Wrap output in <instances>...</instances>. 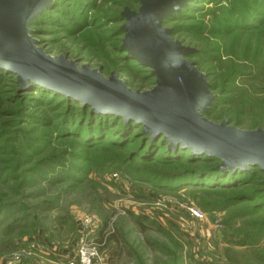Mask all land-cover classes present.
<instances>
[{
    "label": "rangeland",
    "instance_id": "374dc122",
    "mask_svg": "<svg viewBox=\"0 0 264 264\" xmlns=\"http://www.w3.org/2000/svg\"><path fill=\"white\" fill-rule=\"evenodd\" d=\"M137 1H57L43 24L30 28L38 30L32 37L50 57L66 56L79 67L99 69L105 78L116 73L131 90L149 91L155 81L151 69L118 54L123 35L117 34L124 24L119 16L125 9L136 12ZM200 3L162 26L175 31L174 41L208 54L187 59L209 75L213 95L222 101L208 119L257 130L252 125L264 126V114L242 110L239 101H249L246 88L236 94V84L226 80L232 71L247 75L264 69V27L247 32L230 22L237 14L246 21L255 5L251 0ZM12 79L16 75L9 72L0 81V264H12V256L23 255L31 244L55 253L43 258L31 253L21 264H61L75 251L81 217L98 228L92 239L104 264H264L263 181L257 169L248 168L254 175L232 191L202 185L169 191L175 183L215 175L201 163L165 166L160 150L153 161L131 160L125 140L120 148L100 144L115 137L116 132L108 133L112 127L104 126L101 140L92 142V120L69 110L85 106L36 83L31 84L39 91L16 88ZM251 94L264 101L261 87ZM195 209L205 215L202 221L192 216ZM141 217L144 231L134 222Z\"/></svg>",
    "mask_w": 264,
    "mask_h": 264
},
{
    "label": "water",
    "instance_id": "95a60500",
    "mask_svg": "<svg viewBox=\"0 0 264 264\" xmlns=\"http://www.w3.org/2000/svg\"><path fill=\"white\" fill-rule=\"evenodd\" d=\"M193 0H138L136 12L125 9L120 51L151 69L154 87L133 91L117 74L77 66L66 56L50 57L31 37L29 25L54 0H0V69L16 75L22 89L36 83L89 107L142 126L150 139L162 137L170 149L220 161L218 171L264 172V130H241L227 120L206 116L215 101L206 75L187 59L194 49L174 41L162 23Z\"/></svg>",
    "mask_w": 264,
    "mask_h": 264
},
{
    "label": "trees",
    "instance_id": "16d2710c",
    "mask_svg": "<svg viewBox=\"0 0 264 264\" xmlns=\"http://www.w3.org/2000/svg\"><path fill=\"white\" fill-rule=\"evenodd\" d=\"M57 1H59L58 3H61L60 0H54V2H53L54 5L52 4L49 9H47L38 18H36L34 21H32V23L29 25V29L31 27H36L38 24H43L45 19H47V17H46L47 13L53 10L52 8L55 6V3ZM200 1H207V0H195L194 2L191 1L188 3V5L185 8L181 9L179 14L174 13L171 17H169L168 19H165V20L167 21V20L175 18V17L183 16L184 13L189 12L190 9H195L193 7V5L196 7L199 4H201ZM251 1H253L255 8H252L250 16L247 18V20L245 19L246 21L242 22L240 20L241 17L238 18L239 15L237 14L236 15L237 17L235 16V18H234L235 20L230 21L232 24V27L243 25L242 27H244V28H242V29L247 31V32H254V31H257L258 29H260V28L262 29L264 27V0H251ZM137 4H138V1H137ZM138 6H139V4H138ZM87 7H88V4L84 7V10H86ZM90 8L92 9V7H90ZM80 19L83 20L81 15H80ZM118 20L122 21L124 19L121 18V15H120ZM165 20L163 21L162 25L164 24ZM250 23H252V24L250 25ZM253 26H256L255 29L252 28ZM36 33H38V30L36 28H34V31H32L31 37L33 35H35ZM117 35H122V34H121V32H119ZM175 35H176L175 31L171 30L170 37L173 38ZM180 43L182 45H184L182 42H180ZM118 54L120 56H123V58H125L127 61L130 60V58L126 55V53L118 50ZM207 55H208L207 53L197 51V54L194 55L193 57L188 58V60L192 59V58H197L199 56L205 57ZM210 60H212V59L210 58ZM192 63H194V62H192ZM194 64H195L196 68L199 70V68L197 67L198 65L196 63H194ZM199 71H201V70H199ZM206 74H204V75H206ZM8 75H9V72L0 69V81L2 79L6 78ZM12 75H14V74H12ZM206 77H207V81H208L209 86H210V91L213 94V92L216 90V87L211 84L212 82H210V80H209L210 77L208 74L206 75ZM226 80L229 84H234V83L236 84L237 87H236L235 92H234L236 94H238V92L241 91L242 89L246 88L244 93L249 94L248 95L249 101L248 100L244 101V102L241 100L239 101L240 95H238V97L236 99L237 102L239 101V104H240V107L242 108V110L244 109V111L249 112V114H251V115L256 114V115L261 116L262 113L264 114V101H262V100L258 101V100L253 99L254 96L251 94V92L254 93V92L258 91V89L260 87H261V90L264 92V69L255 70V72L247 74V75L239 73L238 71H232V74H230ZM243 80H247L246 81L247 83H245ZM11 82L14 83V86L16 88L20 87V85L17 83L16 80L12 79ZM28 84H30V85H27L26 88H28V89L33 88V90L39 91V89L33 87L34 85H32L31 82ZM246 84H250V85L247 87ZM224 92H225L224 93V95H225L229 91L225 90ZM230 92H232V91H230ZM22 96H26V98H30V97H27V95H22ZM53 96H55V95H53ZM47 101H49V99H47ZM220 102H222V101H220V98L218 96L215 99L213 105L211 107H209L208 113L206 116L207 118L212 117L213 112H215V110L217 109V106H218V104H220ZM233 103H235V102L231 101L232 105H233ZM59 104L60 103L57 102L55 104L56 106L55 105L54 106L61 108ZM73 107L74 108H69V110L72 113H74L75 116H76V114L84 115L85 117H83V119L87 117L88 119L92 120V124L90 125V129H88V132L90 134L92 142L97 143V142H99L98 139L101 140V138L103 136L100 137V133L104 129V126L112 127L113 129H108V133L116 132L117 134L114 135L115 137L110 139V140H112L111 142L105 140V141L100 142V144L107 143L108 145H114V146H117L118 148H120L122 145V141L125 140L124 142H127L126 146H129L128 150L129 151L133 150L131 152V160H134V161L135 160H141L142 162H147L144 158V156H147L150 158V161H153L155 153L160 150V151L165 152L162 156H160V158L163 159L162 163H167V164H165V166H170L172 164L181 165V163H188V164L201 163L203 165H207L206 167H203L202 170L210 173V175H215L214 177L207 178V179H205L203 181H199V182H197L195 179H187L183 182L175 183L173 185V187H166L167 190H169V191H176V192H177V190L180 191V189H179L180 187H198V188H200L199 186H201V185H202V188L209 186L210 188H215V189L220 188L222 190L232 191V189H235L236 187H240V185L242 183H243V185H245L249 181L250 177H252L254 175V173H252L251 170L249 171V169L244 170V171H239V169H238V171H236L234 173H230V171H218V170H216V167L220 164V161H218L214 158H207L205 156L191 155L190 152L187 150H181V149H178L176 151L169 150L167 148V143L162 141V137H159V138H156L153 140L150 139L149 137H147L146 133L142 132V126L136 125L133 121L124 122L121 118L116 117V116H104V115L100 116V115H97L94 113L92 114V113H90L91 109L89 107L80 108V107H78V105H74ZM246 107L248 109H246ZM57 112H59V111H57ZM79 115H77V116H79ZM80 118H82V117H80ZM227 122H228V124L231 123V121H229V120H227ZM69 124H70V122H69ZM262 124H263V122H260V121L254 122V125H252L253 129H258L259 127L263 128L264 126ZM81 125L83 128V124H81ZM81 125H78V127H77L78 129H76L75 132H79V128L81 127ZM66 131H67V129H66ZM132 131H133V133H132L133 135L131 134ZM68 132H71V131H68ZM79 136L82 137L81 132L79 133ZM102 140H104V139H102ZM98 145L99 144H96L94 146H98ZM159 146H162V148L160 149ZM153 148H155L154 153H152ZM249 168L257 169V171L262 174L261 176H262L263 182L260 184L261 185L260 188H262L261 194L264 196V172L262 170H260L258 167H249ZM241 199H242V197L240 196L239 198L235 199L234 202H237ZM144 219L145 218L141 217V218H138L137 220H134V222H136L138 225L141 226L142 221ZM141 228H142V231H144V227L141 226L140 230H141ZM99 236L102 237V232L99 233Z\"/></svg>",
    "mask_w": 264,
    "mask_h": 264
},
{
    "label": "built area",
    "instance_id": "2783aa9c",
    "mask_svg": "<svg viewBox=\"0 0 264 264\" xmlns=\"http://www.w3.org/2000/svg\"><path fill=\"white\" fill-rule=\"evenodd\" d=\"M192 216L197 221H202L205 217L200 211L196 210L192 212ZM81 223V224H80ZM79 223V237L75 251L69 256H66L64 260L62 259L61 264H104V258L100 254L99 247L93 242V235L98 231L97 226L93 225V222L86 217H81ZM43 250H47L48 255L43 254ZM40 249L37 244H31L27 250H24V254H15L12 256L10 262L12 264H21L25 259L34 253L40 257L49 256L51 249ZM51 253H55L51 250ZM44 264V263H38ZM60 264V263H59Z\"/></svg>",
    "mask_w": 264,
    "mask_h": 264
},
{
    "label": "bare ground",
    "instance_id": "6f19581e",
    "mask_svg": "<svg viewBox=\"0 0 264 264\" xmlns=\"http://www.w3.org/2000/svg\"><path fill=\"white\" fill-rule=\"evenodd\" d=\"M107 116H111V115H107ZM131 121V120H130Z\"/></svg>",
    "mask_w": 264,
    "mask_h": 264
}]
</instances>
